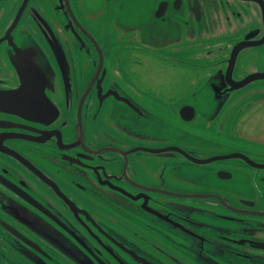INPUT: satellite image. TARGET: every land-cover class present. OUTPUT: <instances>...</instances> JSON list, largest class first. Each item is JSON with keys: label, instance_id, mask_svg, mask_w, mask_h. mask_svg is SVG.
Listing matches in <instances>:
<instances>
[{"label": "flooded vegetation", "instance_id": "flooded-vegetation-1", "mask_svg": "<svg viewBox=\"0 0 264 264\" xmlns=\"http://www.w3.org/2000/svg\"><path fill=\"white\" fill-rule=\"evenodd\" d=\"M49 1L0 0V189L11 197L0 198V264H78L68 253L77 239L89 264H264V249L254 248L264 242V215L248 213L264 212V170L239 158L194 160L241 153L264 164V0H149L146 22L128 0H101L81 16L84 0H67L79 26L61 15L59 0ZM33 9L58 36L66 77L36 23L23 22ZM17 13L6 39L14 49L2 39ZM114 13L118 38L107 22ZM133 28L139 34L128 35ZM148 42L153 55L170 49L161 58L173 68H198L177 103L137 82V46ZM233 48V77L249 82L230 91L224 74ZM10 154L85 214L72 215ZM29 180L64 212L55 218L70 228L71 243L51 232L30 236L37 253L21 240L5 243L21 209L13 189L56 209Z\"/></svg>", "mask_w": 264, "mask_h": 264}, {"label": "water", "instance_id": "water-1", "mask_svg": "<svg viewBox=\"0 0 264 264\" xmlns=\"http://www.w3.org/2000/svg\"><path fill=\"white\" fill-rule=\"evenodd\" d=\"M48 2H50L48 0ZM59 3L61 4V7H59L60 9H58L57 7H53L52 10H60L62 12V16L67 20L68 23L70 24H76L77 26H79L78 20L76 19V17L73 15V13L69 10L68 7V2L67 0H59ZM63 3L67 5L68 10L70 11V13H67L64 10V7L62 6ZM164 1L159 3L158 9L160 6L164 5ZM157 9V10H158ZM29 15V17H27V20L25 18V23H27L28 21H33L36 23L37 27L40 29V32L43 33L44 37L49 41V44L51 46V49L55 55V58L57 60V63L60 67V69L63 72V77L65 76L66 71L68 70V64L66 61V57L64 55V52L58 42V36L55 34V32L52 30L49 22L47 21V19L45 17H43V15H41L39 12H37L36 10L33 9V11H30L27 13ZM21 17V13H17V15L15 16V19L13 21V23L10 25V27L7 30V34L6 37H4L2 40L6 41L7 45L9 47H12L15 49L14 44L10 41V40H6L8 38H11V31L13 30V28L16 26L17 22L19 21ZM82 31L84 33H86L83 29ZM88 37V34H86ZM52 40L55 41L54 44H52ZM1 41V42H3ZM236 46H242L240 43L237 44ZM234 46V48L236 47ZM241 47V48H242ZM233 50L230 52V57L228 59V64H227V68L225 70V74H224V81L226 84L230 85V91L232 89L236 90L239 89L245 85L248 84L249 81H247L245 79V77H243L242 79H236L233 77V68H234V63H235V58L233 59L232 54H233ZM239 52V50L236 52ZM18 53V52H16ZM30 71L31 74L32 72H34L33 67L30 64ZM66 80V79H65ZM40 82V81H39ZM42 84L40 83V86ZM32 92V91H31ZM42 95V92H37V93H31L32 96H36V95ZM46 105L50 107L48 101L46 100ZM37 110V108L35 109ZM34 109H31V111H35ZM54 136V134H50L48 137ZM48 137L45 139L47 140ZM172 150V149H170ZM147 151H149L150 153L153 154H157L158 156H164L163 154H160V152L162 150L160 149H148ZM11 155V154H10ZM11 157L16 160L20 165H22L23 167L27 168L34 176H36L42 183H44L48 188L51 189V191L53 192V194L61 201L62 205L72 214L77 216L78 214H85V212L79 208L78 206H76L75 204H70L69 202H67L56 190V188L54 186H52L48 181H46L42 176H40L36 171H34L27 163L23 162L21 159H19V157L17 155H11ZM232 158H239L241 160H243L246 164H248L249 166L253 167V168H257L260 170H264V164L258 163L252 159H250L248 156L241 154V153H229V154H225V155H218L216 157L213 158H208L205 160H196V162L198 163H208V162H212L214 160H220V159H232ZM223 178H227V177H223ZM29 186L31 188V190L35 193V192H39L42 193V195H44V197L47 199V201L51 202L56 209L52 211L46 210V208L44 207V205H42L36 198L31 197L30 195H28L27 193L24 192V194L22 193H18L15 189H13L14 194L17 195L18 201H19V205L21 207V209L19 210H14L13 211V216H12V220L13 223L12 224H7L5 227V230L12 236V238L8 239L5 241L6 244H8L9 246H13L14 244H17L16 241L19 242H25L30 249L34 252H41L42 250L39 248V246L37 245L38 243L36 241H34L30 236H34L37 238L41 237V232H51L54 233L60 242H72V238H75L71 231L70 228L66 227L61 228V224L56 221L55 218V212L57 214L60 213H64L62 212V210L58 207H56L57 203L56 201H53V199L50 197V195L47 193V189H45V191H41L40 188L33 183L31 180H29ZM120 192H122L125 195H128L127 192H125L124 190H118ZM28 197L30 199H28ZM0 198L3 199V201L5 202H9L11 200V197L4 192L3 190L0 189ZM28 200V209L29 210H25L22 206L23 204L26 205V201ZM48 204V202H45ZM238 211V210H236ZM240 211V210H239ZM248 213H251L253 215H259L262 216L264 215V212H259V211H250ZM60 216V215H59ZM61 221H64V218L60 217L59 218ZM71 227H75L74 225L71 224ZM103 227L105 230H108L105 226H101ZM99 226L100 229H103ZM103 229V230H104ZM75 231H77L74 228ZM85 236V235H83ZM225 241L228 242H235V239H227V238H222ZM21 240V241H20ZM31 240V241H30ZM2 241V240H1ZM3 242V241H2ZM255 246H259V247H254L257 249H264V242H259V241H254ZM77 244L79 246H77L76 250H73L70 248L68 249V253L71 256V258L73 259H77L78 260V264H89L90 262V258L87 254V251L85 249V247L83 246V244H81L78 239H77ZM68 261L71 262V259L68 258ZM56 264H59L60 262L55 261ZM61 264V263H60ZM75 264V263H73ZM77 264V263H76Z\"/></svg>", "mask_w": 264, "mask_h": 264}, {"label": "rangeland", "instance_id": "rangeland-1", "mask_svg": "<svg viewBox=\"0 0 264 264\" xmlns=\"http://www.w3.org/2000/svg\"><path fill=\"white\" fill-rule=\"evenodd\" d=\"M128 1L131 4L132 11H134V7H137V12L143 18L142 22L143 20L145 22L149 20L148 10L151 1L149 0H128ZM86 2L87 0H84V4H83L84 8L78 12V15L81 16V13L83 12L94 14L93 10H98L97 4L98 7H100L101 4V0H93L94 7L92 1L90 2L88 7V4H86ZM77 7L79 8L80 5L77 4ZM133 16L134 14H126V19L132 21ZM117 19H118V14L114 13L112 20L107 21L108 23L111 22L109 27V29L113 32V35L111 36L112 37L116 36V38H118L119 35L124 34L122 30L116 29ZM91 24L92 23L90 21H87L88 27L90 29H93V25L91 27ZM153 31H154L153 29L148 30L149 33ZM155 32H156L155 34L150 33L151 36L155 37L156 35H158L157 32L159 31L155 30ZM131 34H139V32L138 30L135 31L133 28L129 30L128 35ZM111 36H109L108 38L105 37L106 44L111 43L110 40L112 38ZM152 48H153L152 44H150L149 42L148 44H141L137 46V72H135V74L137 75V82L139 85L146 86L147 88L153 91L160 90V92L161 91L168 92V94L171 93L174 97L178 98V99L173 98L174 102L177 103L178 101L181 100L180 96L184 95L187 91H190L192 89V87L189 86L188 79L196 77L198 68L196 67L195 69H191L190 72H188L183 70L182 67H180L179 63H178L179 66L177 65L176 67L173 68L168 61L166 63L161 58L162 55L170 54L169 48H167L166 46L160 47L159 49L160 51L157 55H153L155 51L152 50ZM179 52L181 53L182 51L179 49ZM176 92H179V94H176ZM163 102L167 104L169 107H171L170 103H168L167 101L163 100Z\"/></svg>", "mask_w": 264, "mask_h": 264}]
</instances>
